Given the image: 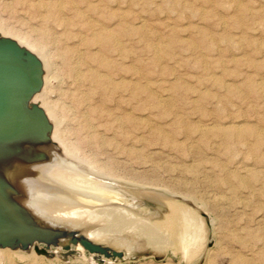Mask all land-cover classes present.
Wrapping results in <instances>:
<instances>
[{"label":"rangeland","instance_id":"rangeland-1","mask_svg":"<svg viewBox=\"0 0 264 264\" xmlns=\"http://www.w3.org/2000/svg\"><path fill=\"white\" fill-rule=\"evenodd\" d=\"M20 1L0 0V16L8 25L49 43L60 34L56 17L46 22L37 0ZM74 1L66 5L84 6ZM139 2L137 7L127 3L125 29L112 20L121 47L111 46L110 74L124 82L105 98L129 103L116 113L133 112L138 119L120 132L116 125L87 130L67 118L69 137L81 141L80 153L141 186L126 184L124 191L112 185L127 209L162 220L167 202L174 200L202 218L208 239L194 264L206 257L205 264H264V0H179L182 9L166 0ZM129 243L109 247L122 253L117 259L76 250L74 243L64 250L34 241L31 246L48 254L34 262L16 250L17 256L10 253L11 259L1 258L0 264H186L169 247L141 250Z\"/></svg>","mask_w":264,"mask_h":264},{"label":"bare ground","instance_id":"bare-ground-1","mask_svg":"<svg viewBox=\"0 0 264 264\" xmlns=\"http://www.w3.org/2000/svg\"><path fill=\"white\" fill-rule=\"evenodd\" d=\"M52 1L37 0L34 4L46 11L43 13L46 22L50 16L56 17L60 34L54 33L50 43L41 36L35 37L37 34L33 36L29 34L31 32L8 25L0 16V38L14 41L40 63V88L31 95L27 105L37 106L50 126L47 133L26 128L14 141L0 140V212L24 229L33 230L42 238L49 237L52 243L60 246L74 242L76 250L81 251V240L108 248H118L130 241L141 250L151 247V250L165 251L169 247L171 254L180 252L186 264H194L208 239L202 218L180 204L182 202L174 200L167 202V212L162 220H153L144 214L139 216L127 209L112 185L127 191L126 184H132V187L138 184L133 183L132 178L112 173L113 166L108 163L97 164L80 153L81 141L71 140L66 126L67 118H72L87 130H111L116 125L120 131L126 122L138 119L133 112L116 113L129 103H106L105 98L110 90L114 91L124 82L122 78L115 81L110 74L113 67L109 56L111 46L115 43L121 47L113 33L112 20L123 29L128 27L126 5L129 2L128 7H137L139 0H81L84 2L82 7L75 3L68 7V1L73 0ZM174 1L169 2L171 7L182 9L185 5L179 0ZM141 18L139 15L134 19L138 29L143 25ZM154 132L156 134L157 130ZM148 184L158 187V184ZM156 190L173 198H187L166 188ZM120 233L126 235L121 238ZM16 250L27 252L34 262L35 258L48 254L34 252L29 245H12L0 248V259H11L10 253ZM68 253L72 254V251Z\"/></svg>","mask_w":264,"mask_h":264},{"label":"water","instance_id":"water-1","mask_svg":"<svg viewBox=\"0 0 264 264\" xmlns=\"http://www.w3.org/2000/svg\"><path fill=\"white\" fill-rule=\"evenodd\" d=\"M40 63L28 51L14 41L0 38V140L14 141L26 128L41 133L50 130L43 112L35 105H27L31 95L40 88ZM34 241L52 243L49 237L42 238L33 230L28 231L7 215L0 212V248L12 245L26 247ZM74 243V242H71ZM75 244V243H74ZM80 246L89 254L103 258L121 259L122 253L108 247L80 241ZM34 252L47 254L45 249L32 246ZM68 250V245L62 246Z\"/></svg>","mask_w":264,"mask_h":264}]
</instances>
